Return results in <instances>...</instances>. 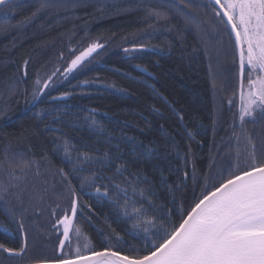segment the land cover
Masks as SVG:
<instances>
[{
  "label": "trees",
  "instance_id": "obj_1",
  "mask_svg": "<svg viewBox=\"0 0 264 264\" xmlns=\"http://www.w3.org/2000/svg\"><path fill=\"white\" fill-rule=\"evenodd\" d=\"M41 2L13 0L14 11L7 15L0 11V25H9L7 33H0V183L8 182L11 171L5 154L14 164L34 161L23 172L17 168L20 179L15 181L32 230L23 237L17 219L0 211V225L9 228L0 227V244L19 249L21 236L28 243L19 257L0 250V264L65 259L102 249L130 257L145 255V245L150 248L152 242L149 234L133 229L132 221L108 197L95 192V185L81 192L76 179H72L79 195L74 225L80 231L69 237L61 253L55 252L61 237L49 225L47 205L56 203L63 212L72 203L58 171L69 172L71 167L65 162L63 141L73 158L83 151L101 158L104 152L111 157L119 152L120 159L104 166L102 174L114 176L123 187L116 164H127L123 177L139 171L142 179L147 178L139 187L148 191L144 197L135 194L137 206L142 204L158 221L174 220L178 226L181 211L186 215L201 197L206 175L210 185L218 170L229 175L238 148L240 166L246 163L247 142L241 139L237 145L234 136L240 132L234 39L222 27L212 30L216 20L210 9H195L192 25L180 17L167 21L148 17L150 9L167 11L168 0H48L52 7L24 24ZM94 41L104 47L83 67L66 79L57 74V83L46 89L35 107L26 103L32 99L37 76L43 80L57 68L61 72ZM134 45L145 47L133 51ZM212 53L216 60L223 59L224 65L217 61L223 80L215 77ZM65 92L70 95L51 99ZM54 118L60 122L49 124ZM244 128L259 157L264 151V119H248ZM134 141L151 145L153 151H136ZM185 153L187 164L181 159ZM88 167L99 170L101 165ZM42 189L47 190L44 200L38 198ZM5 199L17 204L12 194ZM77 240L83 243L80 248ZM47 245L50 249H44ZM34 250L41 257H33Z\"/></svg>",
  "mask_w": 264,
  "mask_h": 264
},
{
  "label": "snow or ice",
  "instance_id": "obj_2",
  "mask_svg": "<svg viewBox=\"0 0 264 264\" xmlns=\"http://www.w3.org/2000/svg\"><path fill=\"white\" fill-rule=\"evenodd\" d=\"M0 11L5 15L14 11L13 0H0ZM52 7L48 0H42L39 7L23 21L31 22L38 14ZM167 11L150 9L148 17L167 21L170 18H183L185 23L192 25L195 21V9H210L215 17L216 24L213 31L222 27L231 37H234V46L239 64V127L240 132H234L237 145L241 139L247 142V157L244 167L240 166L241 152L236 153L235 162L230 165L231 172L225 176L224 170L217 172V180L209 184L210 176H205V183L201 197L194 203L187 215H183L178 226L174 220H157L155 216L148 215L142 204L133 197L138 192L141 197L146 195L148 189L141 188V183H146L147 178L142 179L139 171L129 172L123 177V172L128 171L127 164H116V173L121 174L122 183H116L114 176L102 174L104 166L109 162L120 159L119 152L111 157L104 152L103 157H97L88 151L77 152L75 158L71 155L67 140L63 141L65 162L70 165L69 172L63 168L58 169L62 178L67 182V190L72 195L71 210L73 216L77 213L79 195L72 179L79 181V189H90L95 185V192L102 197H108L114 206L120 209L122 214L132 221L133 229H140L149 234L151 246L146 244L147 254L130 257L121 255L120 252L105 249L92 252L90 255L80 256L74 259H58L55 261H38V264H264V151L257 156L252 136L244 128L248 119L253 122L259 116L264 119V0H168ZM199 31V24H195ZM9 25H0V33H7ZM104 45L92 42L78 55H76L64 69H55L47 79L41 80L39 76L34 81L32 99L27 104L35 107L40 103L43 95H47L46 89L57 83L54 77L59 75L67 78L78 66L83 67L85 61L97 49ZM144 45L133 46L144 48ZM129 49H125L128 52ZM27 65V61H25ZM245 78L247 83H245ZM70 93H61L59 99ZM231 104V100L229 101ZM39 115V113H37ZM91 118V117H89ZM55 118L49 122L51 125L59 123ZM95 124V119H92ZM46 128L48 125L45 126ZM102 128V126H101ZM49 130H55L50 128ZM192 135L191 132L188 133ZM59 139V137L57 138ZM134 140V138H129ZM74 147V146H73ZM134 149L138 152H152L151 145L134 141ZM185 164L188 162V154L181 156ZM4 161L11 165L7 183H0V211L12 219H16L17 211L26 212L22 195L12 190L17 188L15 181L20 177L16 174L17 168L23 172L30 168L34 161L21 159L18 164L5 154ZM100 164L99 170H90L89 165ZM37 174H39L37 172ZM187 177V172L184 173ZM195 181L196 176L193 174ZM109 183H104V181ZM218 182V186H216ZM151 185L149 184V188ZM211 187V191L207 189ZM207 194H204V192ZM12 194L17 200L16 205L5 199ZM121 193L123 202H121ZM131 193L132 195H129ZM57 225H63V246L69 239L72 218L65 215L57 221ZM5 231H9L7 225H0ZM56 227V226H54ZM21 233L24 231L23 223H19ZM79 229L76 232L79 234ZM119 239V237H118ZM0 249L10 255H21L23 249L17 252L12 248H5L0 244Z\"/></svg>",
  "mask_w": 264,
  "mask_h": 264
},
{
  "label": "rangeland",
  "instance_id": "obj_3",
  "mask_svg": "<svg viewBox=\"0 0 264 264\" xmlns=\"http://www.w3.org/2000/svg\"><path fill=\"white\" fill-rule=\"evenodd\" d=\"M97 43H99V42H97ZM89 45V44H88ZM87 45V46H88ZM86 46V47H87ZM85 47V48H86ZM84 48V49H85ZM84 49H82V50H84ZM81 50V51H82ZM99 49H97L96 50V52L98 51ZM80 51V52H81ZM79 52V53H80ZM79 53H77L76 55H78ZM95 54V52L94 53H92L89 57H87L86 59H85V61L84 62H82V64H84L86 61H88L89 59H91V57L93 56ZM75 55V56H76ZM74 56V57H75ZM212 56H213V59H215V57L217 56L216 54H213L212 53ZM73 57V58H74ZM72 58V59H73ZM71 59V60H72ZM70 60V61H71ZM220 59H218V60H214V62H216V64H214L213 65V71H214V73H215V77L216 78H221V80H223V78H224V76H223V74L221 73V70L218 68V63H222V65H224V62H223V59L222 60H220ZM70 61L68 62V64L70 63ZM217 61H218V63H217ZM68 64H67V66H68ZM66 66V67H67ZM66 67H64L62 70H61V72H63L64 71V69L66 68ZM80 66H78L77 67V69L79 68ZM76 69H74L71 73H69L68 75H70V74H72L74 71H75ZM59 74V73H58ZM67 75V76H68ZM48 77V76H47ZM44 79H47V78H44ZM238 79H239V75H238ZM237 86H238V84H237ZM237 101H238V87H237ZM239 105H240V103H239ZM238 114H239V112H238ZM216 167V166H215ZM5 183V182H4ZM21 184H24L23 182H21ZM20 187V186H19ZM18 188H16L15 190H14V192L15 191H17L18 192ZM19 193V192H18ZM11 194V193H10ZM40 194L41 195H38V198L39 199H41V200H44V199H46V197H45V194H47V190H41L40 191ZM13 196V195H12ZM15 198V197H14ZM23 199V198H22ZM24 200V199H23ZM47 207L50 209V211H49V221H51L50 222V226L52 225V224H54L56 227H60V230H61V234H60V237L62 236V225H57V221H59V220H61V218L62 217H64L65 215H68V213H69V210L68 211H63V212H61V210L59 209V206L56 204V203H54V204H49V205H47ZM17 213H20L19 214V217H16V219H17V222H18V224L19 223H23V225H24V231H23V233H21V231H19L20 232V234L21 235H23V237L25 236L26 237V235H25V231H28V232H30L32 229H31V226L29 225L30 223H28L27 222V219L26 218H24L25 217V214L24 213H21L20 211H17ZM75 222V221H74ZM56 227H55V230H56ZM52 229V228H51ZM76 229H78L74 224H73V226H72V229H71V232H70V236L69 237H71L72 236V234H75L76 235ZM54 231V230H53ZM78 234V233H77ZM28 235H29V237H30V234L28 233ZM32 236H33V239H34V237H35V234H32ZM22 237V236H21ZM59 236H58V239L60 238ZM70 240V239H69ZM34 241V240H33ZM23 245H24V251H25V246H26V244L28 243L27 242V238H23ZM83 245V243L81 242V241H79V243H78V240H77V247L78 248H80L81 246L80 245ZM50 247V245H47L44 249H50L49 248ZM76 247V246H75ZM38 248V247H37ZM62 248H64V246L63 247H57V246H55L54 245V248L53 249H55V252L56 253H61V250H62ZM23 251V252H24ZM34 251H36V250H34ZM38 253V254H37ZM32 254L34 255L33 257H41L40 255H42V253L41 252H39V251H36V252H32ZM35 254H37V255H35ZM32 257V258H33Z\"/></svg>",
  "mask_w": 264,
  "mask_h": 264
},
{
  "label": "water",
  "instance_id": "obj_4",
  "mask_svg": "<svg viewBox=\"0 0 264 264\" xmlns=\"http://www.w3.org/2000/svg\"><path fill=\"white\" fill-rule=\"evenodd\" d=\"M1 7V6H0ZM233 39H234V37H233ZM238 102L240 103V89H239V79H238ZM190 211V210H189ZM186 215H187V213H186ZM185 215V216H186ZM68 216L69 217H71L72 218V226H73V224H74V221H75V218H76V214L73 216V213H72V210H71V208H70V210H69V213H68ZM63 218V217H62ZM61 218V219H62ZM72 226H71V229H72ZM71 229H70V232H71ZM61 239H63V225H62V236H61ZM23 251H24V245H23ZM3 250V249H2ZM103 250H105V249H102V250H98V251H103ZM111 250V249H110ZM112 251H114V250H112ZM5 252V251H4ZM17 252H20V251H17ZM93 252H97V251H93ZM7 255H9V256H19V255H10V254H8L7 252H5ZM92 252H90V253H86V254H83V255H80V256H85V255H90ZM121 255H124V254H122L121 253ZM74 258H76V256L75 257H70V258H65V259H74ZM48 261H55V260H48ZM24 264H38V261H36V262H29V263H24Z\"/></svg>",
  "mask_w": 264,
  "mask_h": 264
},
{
  "label": "flooded vegetation",
  "instance_id": "obj_5",
  "mask_svg": "<svg viewBox=\"0 0 264 264\" xmlns=\"http://www.w3.org/2000/svg\"><path fill=\"white\" fill-rule=\"evenodd\" d=\"M55 225L54 224H52L50 227L52 228V231L54 230V233L55 234H57V236H59L60 237V234H61V230H60V227H56V230H55V227H54ZM20 239H19V244H20V248L19 249H15L16 251H21L22 250V248H23V238L22 237H19ZM5 248H8V247H6V246H4ZM0 250H2V249H0ZM3 251V250H2ZM4 252V251H3ZM5 253V252H4ZM6 254V253H5ZM22 254H23V252H22ZM21 254V255H22ZM7 255V254H6ZM21 255H19V256H21ZM7 256H9V255H7ZM19 256H11V257H19Z\"/></svg>",
  "mask_w": 264,
  "mask_h": 264
}]
</instances>
